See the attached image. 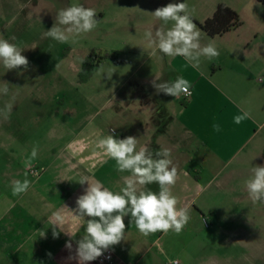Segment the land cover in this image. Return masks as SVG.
Returning a JSON list of instances; mask_svg holds the SVG:
<instances>
[{"label": "crops", "instance_id": "obj_1", "mask_svg": "<svg viewBox=\"0 0 264 264\" xmlns=\"http://www.w3.org/2000/svg\"><path fill=\"white\" fill-rule=\"evenodd\" d=\"M229 6L236 10L242 22L248 20L247 30L238 27L210 38L197 26L201 45L213 43L220 53L218 57H201L198 69L182 56L168 57L161 52L150 64L142 62L145 72L136 77L140 85L135 93L140 107L136 112L126 109L122 114L119 138L134 136L138 139V148L147 146L153 152L165 147L172 150L171 159L179 177L172 193L179 200L178 207L191 205V219L179 234L156 232L144 237L134 222L131 223V216L124 217L125 240L110 248L115 264H163L164 255L174 246L182 247L185 254L188 242L191 244L190 229L199 216L203 212L214 216L217 212L214 197L222 190H229L230 194L239 189L247 192L244 182L251 175L253 163L264 166V4L238 0L237 5ZM207 18L206 13L193 17L196 25ZM101 19L99 14L98 20ZM161 27L167 30L170 23L164 25L156 19L149 22L139 16L130 29L140 35ZM178 76L192 85L188 98L183 94L175 98L157 93L152 86L156 77L158 82H164L174 81ZM241 109L251 115L236 124L233 117L241 114ZM129 113L136 116L132 122L125 116ZM214 123L221 126L219 132L214 131ZM96 140L89 153L63 159L49 178H46L47 171L37 177L30 172L29 196L33 189L39 193L35 191L25 202H19L22 196L17 200L13 194L1 199L0 264H78L68 257L75 255L76 241L83 237L86 228L70 212L77 208V198L88 187L87 183H78L80 176L87 175L111 191L119 192L124 186L123 177L130 175L116 170L115 161L95 147ZM22 168L27 171L25 166ZM24 172H13L14 181L21 180V176L25 178ZM147 187L159 191L155 183ZM47 189L55 195L52 200L43 199ZM56 211L65 216L63 230L76 233L75 237L61 231L58 238H53L49 221ZM41 230L45 231V237H39ZM69 240L71 251L65 246ZM199 255L202 257L201 252Z\"/></svg>", "mask_w": 264, "mask_h": 264}, {"label": "rangeland", "instance_id": "obj_2", "mask_svg": "<svg viewBox=\"0 0 264 264\" xmlns=\"http://www.w3.org/2000/svg\"><path fill=\"white\" fill-rule=\"evenodd\" d=\"M237 1L0 0V38L20 46L21 54L29 61L27 70L23 66L7 70L0 63V87L5 82L9 86L8 95L0 94V110L15 96L9 118L5 120L0 115V201L13 196V172H24L22 161L33 146L38 145V156L20 181L29 180L31 174L41 176L45 171L49 178L66 157L89 153L94 140L108 134L120 137L122 114L126 109L136 112L140 107L135 93L140 85L136 77L145 72L142 62L150 64L160 54L157 51L151 56L144 34L130 29L137 17L150 22L155 19L150 13L157 8L185 2L192 10L194 22L195 16L206 13L210 17L219 4L234 6ZM73 4L94 8L97 20L102 14L97 28L78 37L75 44L46 37L44 33L53 27L57 13ZM242 21L240 28L247 30L248 20ZM169 23L171 27L172 22ZM91 50L115 52L117 60H105L103 71L100 67L86 82H81V65ZM109 70L113 72L111 78L107 75ZM125 116L128 122L136 117L130 113ZM254 166H258L257 162ZM49 190L46 195L41 194L45 195L43 199L54 198ZM35 191L39 193L33 189L30 196ZM30 196L28 190L15 195V199L22 203ZM213 205L217 210L214 216L203 212L191 227V244L188 242L185 254L182 247L174 246L164 255L163 264L169 259L180 264H264V203L254 205L248 192L239 189L232 194L222 190L214 197Z\"/></svg>", "mask_w": 264, "mask_h": 264}, {"label": "clouds", "instance_id": "obj_3", "mask_svg": "<svg viewBox=\"0 0 264 264\" xmlns=\"http://www.w3.org/2000/svg\"><path fill=\"white\" fill-rule=\"evenodd\" d=\"M191 12L187 3L178 2L168 3L150 13L164 25L172 22V26L167 30L161 27L154 32L151 29L145 31L144 38L148 48L151 49V56H155L157 50L168 57L182 56L189 65L198 69L201 57L212 59L220 55L213 43L201 45V34L191 18ZM96 16L97 12L94 8L73 4L57 13L53 27L44 35L59 43L75 44L78 42V37L97 28L99 21ZM12 39L15 40V37ZM22 51L23 49L17 44L0 38V63L5 69L13 70L21 66L25 70L28 69L29 61L21 54ZM100 70L103 71L102 66ZM112 73L111 70L108 71L109 78ZM158 81V77L152 81L157 93L175 98L182 94L191 95L192 85L182 76H178L174 81ZM8 93L9 86L5 82L3 87H0V94L8 95ZM14 101L15 96L0 110V115L5 120L11 114ZM250 115V112L241 109V114L234 116L233 121L240 124L249 119ZM213 129L219 132L221 126L214 123ZM95 147L102 150L107 158L115 161L117 171L128 172L130 175L123 177L124 186L119 192L111 191L100 181L91 180L87 175L80 176L78 183L81 185L87 183L88 187L84 194L77 198V208L74 212H70L73 219L83 221L86 228L83 237L76 241L75 255L69 256V260L75 259L78 264H86L101 257L112 246L120 244L125 240L124 217L129 215L131 223L134 222L137 230L144 237L156 232L167 234L173 231L179 234L183 231L191 219L189 214L191 205L178 207L179 200L172 193V188L179 177L178 169L171 159L170 148H160L153 152L147 146L138 148V139L134 136L119 139L111 134L98 138ZM37 156L38 145H35L30 155L22 161L26 170L33 168V161ZM250 171L251 175L244 182L249 199L254 205L258 202L264 203V166L252 167ZM25 175L27 176V171ZM153 183L159 186L158 192L147 187ZM30 186L31 182L28 179L15 180L12 182V193L17 196L24 194ZM85 217L90 219L85 221ZM49 223L53 229V238H58L61 231L70 237L76 235L63 230L65 216L61 211L53 212ZM45 236V231H39V237ZM65 246L71 251V240L66 242ZM48 255L51 256V253ZM168 264H179V261L169 259Z\"/></svg>", "mask_w": 264, "mask_h": 264}, {"label": "trees", "instance_id": "obj_4", "mask_svg": "<svg viewBox=\"0 0 264 264\" xmlns=\"http://www.w3.org/2000/svg\"><path fill=\"white\" fill-rule=\"evenodd\" d=\"M255 1L264 4V0ZM241 25L242 23L237 12L224 4H219L209 18L201 23H197L200 30L210 38L221 36ZM107 59H114L116 61L117 53L108 54L100 50H91L81 65L79 74L81 82H86Z\"/></svg>", "mask_w": 264, "mask_h": 264}, {"label": "built area", "instance_id": "obj_5", "mask_svg": "<svg viewBox=\"0 0 264 264\" xmlns=\"http://www.w3.org/2000/svg\"><path fill=\"white\" fill-rule=\"evenodd\" d=\"M189 96H185V97L188 98ZM94 262L96 264H115L113 252L110 249L105 251L104 254L101 257L94 260Z\"/></svg>", "mask_w": 264, "mask_h": 264}]
</instances>
